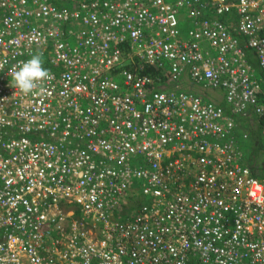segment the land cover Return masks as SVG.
Returning <instances> with one entry per match:
<instances>
[{
  "label": "built area",
  "instance_id": "obj_1",
  "mask_svg": "<svg viewBox=\"0 0 264 264\" xmlns=\"http://www.w3.org/2000/svg\"><path fill=\"white\" fill-rule=\"evenodd\" d=\"M58 1L0 0V264H264L236 123L178 89L264 119V0Z\"/></svg>",
  "mask_w": 264,
  "mask_h": 264
},
{
  "label": "clouds",
  "instance_id": "obj_2",
  "mask_svg": "<svg viewBox=\"0 0 264 264\" xmlns=\"http://www.w3.org/2000/svg\"><path fill=\"white\" fill-rule=\"evenodd\" d=\"M253 54H254L253 52L247 51L249 63H250V58L255 59ZM255 62L258 64L256 59H255ZM258 68L260 69L259 64H258ZM254 69L257 70V68H254ZM10 75H11V84L13 87L19 89L20 91H22L25 94H30V93H33V91L37 87V83L39 81H42V80L47 79L49 77V72L46 68L43 67V61H42L40 55H33L30 59L23 61L18 66L14 67V69L12 70ZM208 89L212 90V91L222 92L224 99H225V102H226L225 94L222 90L213 89V88H208ZM263 91H264V83H263ZM218 107H220V106H218ZM254 116L256 118H258L259 124L262 125V122H264V119H260L256 115H254ZM236 127H237V134H238L239 126L237 125V123H236ZM245 162H243V164L246 167L250 168L258 176V174L252 169V167L247 165ZM259 177L262 178V176H259ZM262 180L264 181V178H262Z\"/></svg>",
  "mask_w": 264,
  "mask_h": 264
},
{
  "label": "crops",
  "instance_id": "obj_3",
  "mask_svg": "<svg viewBox=\"0 0 264 264\" xmlns=\"http://www.w3.org/2000/svg\"><path fill=\"white\" fill-rule=\"evenodd\" d=\"M212 20L220 21V22H227L228 19L213 18ZM187 77H188V80H189V82H190V84H191L192 87L199 86V87H202V88H204L206 90H209L208 87H206L204 85H200V84L197 85L194 82H192V80H191V78H190L189 75H187L184 79H186ZM174 88L175 87H171V89H174ZM192 94H194V93H192ZM194 95H196V94H194ZM201 95L202 96H200V95H196V96L197 97H200L204 101L211 102L214 105L220 106L224 110V112L227 115V117L230 118V119H232L233 121H235L237 123V125L239 126L238 134L240 136V138H239V147L241 146V144H240L241 142L243 143V145H245V143L248 144V142L251 145H253V144H255L256 146L259 145V142H258L259 127L260 126H264V122H262V125L259 124V122H258L259 120H258V118H255L253 112L252 113L251 112H248L244 116L238 115V116H235L234 117L233 114H232V111H231L230 107L227 106L226 102H225V104H221V103L216 104V103H214L212 101V98L209 97L208 95H206L205 93H201ZM260 97H261V99L263 97L262 102L264 103V94L261 95ZM224 101H225V99H224ZM251 117H254L256 121L255 122L254 121H251V124H249L247 121H248V118H251ZM243 147L244 146H242V148ZM248 147H249V145H248ZM240 149H241V147H240ZM242 156L244 158V154H242ZM249 156H250V159H247V160L249 161L250 164H253L254 163L253 162L254 156H253V154H252L251 151H250ZM197 159L198 158H195V161H197ZM247 160H246L245 163L248 165ZM262 178H264V177H262ZM144 202L145 201H142V202L141 201H138L137 203H140V205H142ZM135 206H136V204H135ZM138 207L139 206H136V208L129 207L130 209H128V210L126 209V213L125 214L132 215L136 211V209Z\"/></svg>",
  "mask_w": 264,
  "mask_h": 264
},
{
  "label": "rangeland",
  "instance_id": "obj_4",
  "mask_svg": "<svg viewBox=\"0 0 264 264\" xmlns=\"http://www.w3.org/2000/svg\"><path fill=\"white\" fill-rule=\"evenodd\" d=\"M179 85L180 86L178 87V89H181L184 92H191V93H194L200 96H202L201 93H205L206 95L212 98V101L214 103L225 104L224 96L222 92L206 90L199 86L192 87L188 80V77L184 79ZM255 118L254 117L248 118L247 122L251 124V121H254V122L256 121ZM258 142H259L258 146H256L255 144L251 145L249 144V142L248 144L245 143V145H243V143L241 142L240 147H241L242 154H244L243 162H245L247 159H250L249 154L251 151L254 156L253 158L254 163L250 164L248 160H247V163L258 174V176L264 177V126L259 127ZM242 146L244 147L242 148Z\"/></svg>",
  "mask_w": 264,
  "mask_h": 264
},
{
  "label": "trees",
  "instance_id": "obj_5",
  "mask_svg": "<svg viewBox=\"0 0 264 264\" xmlns=\"http://www.w3.org/2000/svg\"><path fill=\"white\" fill-rule=\"evenodd\" d=\"M57 6H60L61 5V3L58 1V0H52ZM250 64L254 67V68H257V70H258V72L260 73V74H258V75H261L262 77H263V74H262V72H261V70L258 68V64L255 62V59H251L250 58Z\"/></svg>",
  "mask_w": 264,
  "mask_h": 264
}]
</instances>
